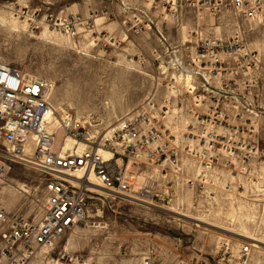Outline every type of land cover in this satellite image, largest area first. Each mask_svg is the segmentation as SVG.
<instances>
[{"label":"rangeland","instance_id":"1","mask_svg":"<svg viewBox=\"0 0 264 264\" xmlns=\"http://www.w3.org/2000/svg\"><path fill=\"white\" fill-rule=\"evenodd\" d=\"M230 1L152 0L139 7L121 0H0V64L47 81L58 115L86 122L93 135L124 118L152 117L163 135L161 145L178 155L184 169L172 181L173 193L152 205L119 199L94 182L87 225L66 235L57 255H82L84 264H264V16L244 19ZM25 6L42 9L41 17L92 12L98 21L93 33L70 39L47 32L45 24L20 21L13 10ZM120 16L125 17L120 36L105 30ZM135 19L142 31L132 28ZM212 41L234 46L235 54L222 57L233 78L213 83L209 90L216 100L206 95L199 108L187 97L173 100L171 77L180 90L191 81L167 66L171 51L189 63L186 48ZM151 98L154 109L147 106ZM214 108L218 122L207 131L217 137L216 167L204 174L189 150H200L205 125L202 129L190 111L208 116ZM31 154L32 149L0 181V203L11 217L40 223L49 175L29 163ZM32 264L57 263L42 252Z\"/></svg>","mask_w":264,"mask_h":264},{"label":"built area","instance_id":"2","mask_svg":"<svg viewBox=\"0 0 264 264\" xmlns=\"http://www.w3.org/2000/svg\"><path fill=\"white\" fill-rule=\"evenodd\" d=\"M229 6L247 20L264 16L261 0H231ZM41 13L42 9L31 10L27 6L13 10V15L21 21L45 24L49 31L70 39L93 33L96 27L97 15L92 12H46L42 17ZM131 26L138 29L136 32L144 27L140 26L138 19ZM159 37L164 40L162 34ZM186 53L189 63L183 61L179 51H171L167 66L179 78L190 75L191 83L188 86L184 84L182 90L185 91H182L175 86L177 79L173 76L167 87L173 100L187 97L195 101V108H199L206 95L216 100L214 89L209 90L213 83L222 77L225 81L233 78L230 76L234 75V70L225 66L222 57H231L235 50L234 46L227 47L219 41H212L194 49L186 48ZM52 90L47 81L29 78L10 65L0 64V181L6 179L14 164L26 160L30 146L29 163L49 175L45 181L46 197L40 223L11 217L0 203V264H32L42 252L53 257L57 264H84L82 255H57L56 251L66 235L87 225L90 174L95 176L94 182L99 188L119 199L152 205L161 197L165 202L173 193V179L178 178L179 181L184 173L178 155L166 152L167 149L161 145L163 135L157 123L152 122V117L124 118L112 130L93 135L91 126L73 115L66 112L58 115L51 99ZM153 99L147 104L150 109L155 108ZM171 104L172 99L164 103L166 117ZM195 110L190 114L202 129L205 125L206 133L197 142L200 150L189 152L198 159L202 172L206 174L216 167L218 145L217 137L209 133L207 127L214 128L219 113L216 108L208 116ZM59 131L65 138L74 140L76 147L74 145L75 148L64 151V140L62 147L56 148ZM79 145H84L83 149ZM78 171H83L88 177L77 179ZM188 184L194 185L193 180ZM21 192L29 193L25 189ZM248 251L247 247L243 249L244 254Z\"/></svg>","mask_w":264,"mask_h":264},{"label":"bare ground","instance_id":"3","mask_svg":"<svg viewBox=\"0 0 264 264\" xmlns=\"http://www.w3.org/2000/svg\"><path fill=\"white\" fill-rule=\"evenodd\" d=\"M99 19V18H98ZM21 21V20H20ZM96 21H98V20H96ZM26 22V21H25ZM24 22V23H25ZM30 25V23H29V21H28V25L27 26H29ZM47 32H49V30L48 29H45ZM29 78H32V77H29ZM34 79V78H33ZM184 79L187 81V83L188 82H190L191 80H192V78L190 77V75H188V76H185L184 77ZM53 88V87H52ZM86 123V122H85ZM87 124V123H86ZM58 135H62V137H61V139L60 140H58ZM65 140V146H64V151H67V150H71L73 147H74V145H75V147H76V144H75V142H74V140H72L71 138H65L64 136H63V133L62 132H57V136H56V148H61L62 147V141H64ZM74 147V148H75ZM83 147H84V145H79V148L80 149H83ZM31 146H30V149H29V151L31 150ZM28 151V152H29ZM106 156V155H105ZM202 169V168H201ZM202 172V171H201ZM211 172V171H210ZM208 173V172H207ZM76 175H77V179H82V178H85V177H88V175L86 174H84L83 173V171H78L77 173H76ZM94 181H95V176L93 175V174H90L89 175V183H90V187H92V186H94L95 184H94Z\"/></svg>","mask_w":264,"mask_h":264},{"label":"crops","instance_id":"4","mask_svg":"<svg viewBox=\"0 0 264 264\" xmlns=\"http://www.w3.org/2000/svg\"><path fill=\"white\" fill-rule=\"evenodd\" d=\"M122 1V3L126 6V5H134V6H139V7H142V6H146V5H148L147 4V2H143V1H141V0H131L130 2H128V0H121ZM109 2H111V0H109ZM112 5H111V7L112 6H114V4L115 3H111ZM109 6L107 5V9H109V8H111V7H109ZM118 8L119 9H121L122 10V8H121V6L118 4ZM65 13H67V11H64ZM120 12V11H119ZM69 14V13H68ZM70 14H75L74 12H70ZM125 17L124 16H120L119 17V20L117 19V23H116V25L115 24H110V25H107V26H105L104 28H105V30H108V31H115L116 33H117V35L118 36H120L118 33H119V30H121L122 29V27H121V21L124 19ZM111 19V18H110ZM164 36H165V38L166 39H168L170 36H168V34H165L164 33ZM183 36H184V34H183V32L181 31V33H180V37L181 38H183ZM156 37V40H158V42H159V40H160V38L158 37V35H156L155 36ZM181 42H183V40L181 41ZM164 46H166L165 45V43L163 44ZM157 49L155 48L153 51H154V53H157V51H156ZM160 52L162 53V51L160 50Z\"/></svg>","mask_w":264,"mask_h":264}]
</instances>
